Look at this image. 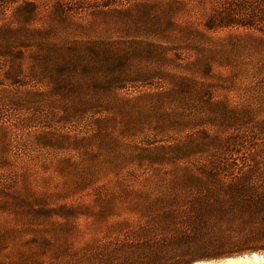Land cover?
Listing matches in <instances>:
<instances>
[{
	"label": "rangeland",
	"instance_id": "rangeland-1",
	"mask_svg": "<svg viewBox=\"0 0 264 264\" xmlns=\"http://www.w3.org/2000/svg\"><path fill=\"white\" fill-rule=\"evenodd\" d=\"M261 192L264 0H0V264H175Z\"/></svg>",
	"mask_w": 264,
	"mask_h": 264
},
{
	"label": "trees",
	"instance_id": "trees-1",
	"mask_svg": "<svg viewBox=\"0 0 264 264\" xmlns=\"http://www.w3.org/2000/svg\"><path fill=\"white\" fill-rule=\"evenodd\" d=\"M232 24L238 25L231 21L221 23L217 28ZM193 182L199 188L206 186L198 178L193 179ZM252 198L260 201L257 207L196 211L198 222L167 230L173 235L166 236L158 245L165 253H171L175 264H193L198 260L235 257L252 252L264 253V193L253 195ZM217 217V224L210 229L209 220Z\"/></svg>",
	"mask_w": 264,
	"mask_h": 264
},
{
	"label": "bare ground",
	"instance_id": "bare-ground-1",
	"mask_svg": "<svg viewBox=\"0 0 264 264\" xmlns=\"http://www.w3.org/2000/svg\"><path fill=\"white\" fill-rule=\"evenodd\" d=\"M260 261H264V256L262 255H257L254 254L252 256H246V257H234V258H230L227 259L225 261H214V262H197L195 264H255L258 263Z\"/></svg>",
	"mask_w": 264,
	"mask_h": 264
},
{
	"label": "water",
	"instance_id": "water-1",
	"mask_svg": "<svg viewBox=\"0 0 264 264\" xmlns=\"http://www.w3.org/2000/svg\"><path fill=\"white\" fill-rule=\"evenodd\" d=\"M254 254H257L259 256L262 255V254L257 253V252H252V253H248V254H244V255H240V256H235V257H246V256L249 257V256H252ZM230 258H234V257H227V258L218 259L217 262H219V261H225V260L230 259ZM198 262H200V261H198ZM195 263H197V262H195Z\"/></svg>",
	"mask_w": 264,
	"mask_h": 264
},
{
	"label": "crops",
	"instance_id": "crops-1",
	"mask_svg": "<svg viewBox=\"0 0 264 264\" xmlns=\"http://www.w3.org/2000/svg\"><path fill=\"white\" fill-rule=\"evenodd\" d=\"M203 262H214V261H203Z\"/></svg>",
	"mask_w": 264,
	"mask_h": 264
}]
</instances>
